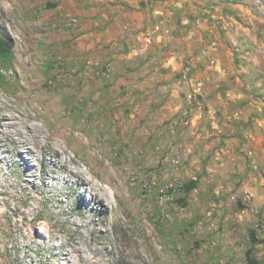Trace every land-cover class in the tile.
Instances as JSON below:
<instances>
[{
	"label": "rangeland",
	"instance_id": "obj_1",
	"mask_svg": "<svg viewBox=\"0 0 264 264\" xmlns=\"http://www.w3.org/2000/svg\"><path fill=\"white\" fill-rule=\"evenodd\" d=\"M123 1L164 9L178 37L170 44L183 68L196 70L201 83L188 95L200 100L199 149L186 158L189 111L167 115L150 88L121 79L105 58L98 25L87 20L95 1L0 0V32L11 44L0 63V118L36 115L116 210L103 220L81 179L72 191L57 165L40 172L53 161L46 148L34 162L5 137L0 264H63L65 255L73 264L88 255L100 264H245L250 229L264 264V0ZM1 133L0 124V141ZM101 177L127 179L120 203ZM190 180L196 187L186 193Z\"/></svg>",
	"mask_w": 264,
	"mask_h": 264
},
{
	"label": "crops",
	"instance_id": "obj_2",
	"mask_svg": "<svg viewBox=\"0 0 264 264\" xmlns=\"http://www.w3.org/2000/svg\"><path fill=\"white\" fill-rule=\"evenodd\" d=\"M93 1V6L98 7L87 20L97 23L104 38L99 46L103 47L105 58L112 60L120 78L132 79L137 87L150 88L151 97L164 102L169 116L189 111L190 124L182 131L183 144L186 158H194L202 141V132L197 128L200 100L191 98L188 90L201 82L197 83L196 70L183 68V52L170 44L171 39L178 37L171 38L167 32L164 9L142 3L132 8L123 0Z\"/></svg>",
	"mask_w": 264,
	"mask_h": 264
},
{
	"label": "bare ground",
	"instance_id": "obj_3",
	"mask_svg": "<svg viewBox=\"0 0 264 264\" xmlns=\"http://www.w3.org/2000/svg\"><path fill=\"white\" fill-rule=\"evenodd\" d=\"M30 109L35 110V107L30 104ZM24 113L20 111L18 115L14 114H5L1 116V127L2 135L0 141V150L3 159H8L9 156L6 154L9 153V149L6 147L5 137H10L12 140L13 147L12 149L16 152H20L25 148L29 153L30 160L36 161L38 159L37 152L46 148V152L51 155L53 158L50 163H41L40 172H46L47 168L52 165H57L60 170L66 172L64 179L71 185L72 191H75L77 187L74 183V176L81 179L82 183L87 187V190L91 194V200L96 201L98 205H101L104 213L102 215L103 220H107L108 214H115L116 210L112 207V201L106 187L99 186L98 190L96 188V182H93L90 178L84 176L83 170L79 168L72 167V164L77 163L73 156L68 154L67 148L62 145V141L58 138H55L47 129L46 132L42 127L34 123L33 121L37 119L36 115H32L28 110H24ZM41 138L45 140L44 144L41 143ZM26 163L24 158L21 159V162ZM59 170V171H60ZM59 171H57L59 173ZM37 173V168L33 167L27 171V176L34 177ZM109 175V174H108ZM111 175V174H110ZM49 178V177H48ZM73 178V179H72ZM100 178V177H99ZM53 179L58 180L59 175L53 177ZM127 179H123L122 184H118L113 181L111 178L101 177V181L108 185L113 190V195L117 202H119L122 197L125 195V189L127 187ZM81 201V198L78 197V203ZM86 204V202H84ZM120 203V202H119ZM80 204V203H79ZM88 204H86L87 206ZM93 209V207H92ZM70 213V210L69 212ZM81 217H86V211L79 213ZM91 256H86L85 260L87 264H100L97 261H90ZM63 264H73L68 256L65 255L63 258Z\"/></svg>",
	"mask_w": 264,
	"mask_h": 264
},
{
	"label": "trees",
	"instance_id": "obj_4",
	"mask_svg": "<svg viewBox=\"0 0 264 264\" xmlns=\"http://www.w3.org/2000/svg\"><path fill=\"white\" fill-rule=\"evenodd\" d=\"M11 55V44L0 32V63L4 65ZM196 187V181L190 180L182 185L184 192H189ZM249 238L252 243L250 247L245 250V264H262V262L254 255V245L262 242L261 239L257 238L254 229L249 230Z\"/></svg>",
	"mask_w": 264,
	"mask_h": 264
},
{
	"label": "built area",
	"instance_id": "obj_5",
	"mask_svg": "<svg viewBox=\"0 0 264 264\" xmlns=\"http://www.w3.org/2000/svg\"><path fill=\"white\" fill-rule=\"evenodd\" d=\"M182 122H183V125H187L188 124V119H187L186 113H184V115L182 117Z\"/></svg>",
	"mask_w": 264,
	"mask_h": 264
}]
</instances>
